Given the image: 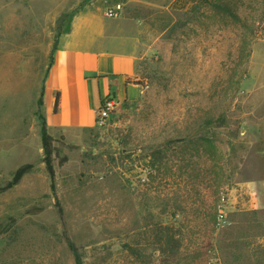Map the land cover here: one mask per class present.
Returning <instances> with one entry per match:
<instances>
[{
    "label": "rangeland",
    "instance_id": "374dc122",
    "mask_svg": "<svg viewBox=\"0 0 264 264\" xmlns=\"http://www.w3.org/2000/svg\"><path fill=\"white\" fill-rule=\"evenodd\" d=\"M124 3L118 19L106 6ZM161 3L166 0H150ZM0 0V264H264V0ZM142 26L145 90L106 127L42 140L45 78L76 18ZM44 102V97H43Z\"/></svg>",
    "mask_w": 264,
    "mask_h": 264
},
{
    "label": "crops",
    "instance_id": "0c3cea01",
    "mask_svg": "<svg viewBox=\"0 0 264 264\" xmlns=\"http://www.w3.org/2000/svg\"><path fill=\"white\" fill-rule=\"evenodd\" d=\"M117 1V0H116ZM175 0L153 3L128 0V5L165 6ZM131 17L109 20L98 14L76 18L53 54L44 83L48 126L67 135L85 134L96 127L97 110L112 97L119 107L144 93L142 60L149 49L142 44V26ZM60 106L54 113L55 94ZM228 206L264 210V179L242 181L230 190Z\"/></svg>",
    "mask_w": 264,
    "mask_h": 264
},
{
    "label": "trees",
    "instance_id": "16d2710c",
    "mask_svg": "<svg viewBox=\"0 0 264 264\" xmlns=\"http://www.w3.org/2000/svg\"><path fill=\"white\" fill-rule=\"evenodd\" d=\"M55 50H56V48H55ZM52 63H53V56H52L50 66L52 65ZM43 96H44V90H43L42 100H41L42 106L44 105ZM59 106H60V93L57 92L55 94L54 113L58 112ZM47 126L48 125H47L46 119L44 118L43 129H42V140H43V146H44L45 155H46L45 162H46V166H47V169L49 172V176L52 180V189L54 190L55 186H54L53 180L55 177V171H54L53 164H52V145H51L52 137L47 132ZM31 169H32V165H30V164L23 165V166L19 167L16 170L12 180L9 181L4 187L0 188V191L8 190V189L14 187L15 185H17L21 181L23 176L25 174H27V172H29ZM69 245H70L72 251L74 252L77 264H84L83 256L81 255L79 248L74 243H72L70 241H69Z\"/></svg>",
    "mask_w": 264,
    "mask_h": 264
},
{
    "label": "built area",
    "instance_id": "2783aa9c",
    "mask_svg": "<svg viewBox=\"0 0 264 264\" xmlns=\"http://www.w3.org/2000/svg\"><path fill=\"white\" fill-rule=\"evenodd\" d=\"M124 12V3L122 1L115 2L106 6L104 13L107 18L118 19ZM119 108V102L112 97L106 98L101 107L97 110L95 125L98 128L106 127L112 121L113 116Z\"/></svg>",
    "mask_w": 264,
    "mask_h": 264
}]
</instances>
